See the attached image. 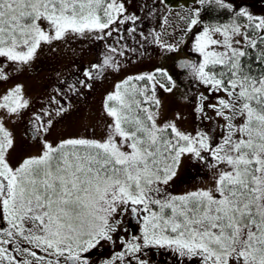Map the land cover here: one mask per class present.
I'll use <instances>...</instances> for the list:
<instances>
[{
	"label": "snow or ice",
	"instance_id": "obj_1",
	"mask_svg": "<svg viewBox=\"0 0 264 264\" xmlns=\"http://www.w3.org/2000/svg\"><path fill=\"white\" fill-rule=\"evenodd\" d=\"M163 4L0 0V85L56 42L106 49L31 112L25 134L39 150L16 163L8 124L32 101L21 83L0 91V264H264V0H193L181 18L195 59L116 83L99 138L49 139L75 99L106 70L120 71L116 57L137 51L120 44L125 33L179 51L157 33H138L143 10L151 16ZM181 76L197 89L184 96L198 122L191 132L178 127L179 113L160 119L158 89L172 93ZM200 165L213 169V185L173 194Z\"/></svg>",
	"mask_w": 264,
	"mask_h": 264
},
{
	"label": "rangeland",
	"instance_id": "obj_2",
	"mask_svg": "<svg viewBox=\"0 0 264 264\" xmlns=\"http://www.w3.org/2000/svg\"><path fill=\"white\" fill-rule=\"evenodd\" d=\"M145 2L152 3L153 0H145ZM192 2L193 0H165V4L155 8L151 16L147 15V8H145L141 13L143 21L138 22V33L144 30V35L149 36L150 32L156 30L162 41L177 44L179 51L165 54L162 53L157 44L146 42L145 49H141L142 43L138 45L140 49H137L135 53L126 52L125 56H118L117 60L122 65L120 71L106 70L101 79L94 83L91 91H85L83 97L75 99L72 110L58 120L49 139L56 141L62 137L80 134L99 138L104 134L106 124L110 122V118L106 117L103 112L104 97L113 90L116 83L130 75L151 72L156 67L171 69L173 62L180 58L195 59V54L189 52L191 38L190 35L186 36L184 33L183 29L186 25L181 18L186 15V9ZM131 10L135 11V8ZM149 39H151L150 36ZM181 41H188V43H180ZM102 43L104 42L95 40H71L68 44L56 42L52 46L56 49L55 51L48 47L42 48L38 58L30 68L16 74L13 79L0 85V91H2L16 83H21L32 101V108L28 110L22 120L8 124L16 137L13 163L28 155L36 154L39 150L37 142L29 139L25 134V122L31 112L47 103L49 95L58 86L59 79H70L77 68L96 61L98 55L102 53ZM125 44L129 45L128 48H133L131 43L125 42ZM196 91V87L184 76H181L178 87L172 93L158 89V96L162 101L161 121L174 119L179 113L183 119L177 121L178 127L184 131H193L198 122L194 118L191 103L185 100L184 96L188 92L195 95ZM199 167L200 175H196V178L188 183L173 187V194H183L197 188L213 185V169L204 165ZM188 168L189 161L185 160L180 169V174L183 175Z\"/></svg>",
	"mask_w": 264,
	"mask_h": 264
},
{
	"label": "flooded vegetation",
	"instance_id": "obj_3",
	"mask_svg": "<svg viewBox=\"0 0 264 264\" xmlns=\"http://www.w3.org/2000/svg\"><path fill=\"white\" fill-rule=\"evenodd\" d=\"M144 19V18H143ZM143 21V20H142ZM146 27H148V24H146ZM142 32L144 33L145 31L144 30H142ZM154 33H157V31L155 30V32ZM125 36H126V39L125 40H122V41H120V44H125V42L127 43V44H130L131 43V46L133 47V48H135V49H140V46H138V45H141L142 43H143V47L141 48V49H145L146 48V42L147 41H145V40H143V38L142 37H140L138 34H133L132 36H128V34L127 33H125ZM151 37V36H150ZM108 42H110V43H114V41L112 40V38H109V41ZM103 44V47H102V53L103 52H105L106 51V49H105V42L104 43H102ZM115 46H117V45H115ZM127 46H129V45H127ZM117 47H119V46H117ZM127 54V53H126ZM125 54V55H126ZM118 57V56H117ZM116 57V58H117ZM72 78V77H71ZM70 78V79H71ZM47 103H45L44 105H46ZM193 170H195V169H193ZM127 220H128V217L126 216L125 217V222H127ZM118 250V249H117ZM108 255H110V249H109V246L108 245H105V248H104V256L105 257H107ZM96 258H98V257H94V259H96Z\"/></svg>",
	"mask_w": 264,
	"mask_h": 264
},
{
	"label": "trees",
	"instance_id": "obj_4",
	"mask_svg": "<svg viewBox=\"0 0 264 264\" xmlns=\"http://www.w3.org/2000/svg\"><path fill=\"white\" fill-rule=\"evenodd\" d=\"M206 19H208V20L210 21V20L212 19V17L210 16V17H208V18H206ZM194 172H195V171L193 170V175H195ZM199 175H200V174H199Z\"/></svg>",
	"mask_w": 264,
	"mask_h": 264
},
{
	"label": "water",
	"instance_id": "obj_5",
	"mask_svg": "<svg viewBox=\"0 0 264 264\" xmlns=\"http://www.w3.org/2000/svg\"><path fill=\"white\" fill-rule=\"evenodd\" d=\"M183 59H187V58H180L179 60H183Z\"/></svg>",
	"mask_w": 264,
	"mask_h": 264
}]
</instances>
